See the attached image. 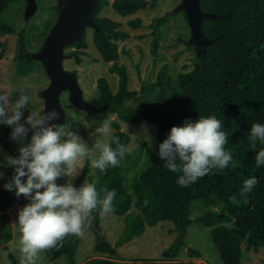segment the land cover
I'll return each mask as SVG.
<instances>
[{
	"label": "trees",
	"instance_id": "trees-1",
	"mask_svg": "<svg viewBox=\"0 0 264 264\" xmlns=\"http://www.w3.org/2000/svg\"><path fill=\"white\" fill-rule=\"evenodd\" d=\"M18 0H0V34L17 35L19 55L17 56V71L26 72L27 43L26 32H18L13 25L8 24L6 12L16 5ZM158 0H101L99 11L95 14L98 29H95L94 43L105 63H112L110 72L119 76L118 89L115 94L110 90L107 79L100 78L98 89L100 97L93 101L94 105H108L107 111L94 115L98 126L106 119L111 120V114H116L124 123H147L155 130V146L146 149L149 162L140 177L130 182L123 172V164L130 157L127 152L118 167H108L101 178L95 182L97 190H116L114 200V215L123 217L124 229L112 245L105 236L98 235L96 250L115 255L117 248L142 237L148 227L159 223L171 222L172 232L177 233L176 241L166 250L170 261H134L131 264H193L187 261H173L185 244L188 228L194 223L211 228L212 241L219 252L223 264H243V249L259 252L264 248V165L256 166L255 156L264 149V143L257 141L256 148L250 147L248 132L253 123L264 124V0H201L203 12L212 14L215 18L203 21V33L209 42L201 60L188 73L180 74L177 87L170 86L166 68H162L157 81L151 85L142 86L141 91L129 90V75L127 68L118 64V47L116 40L121 33L117 24L109 18H98L104 7L112 5L122 16L135 14L140 10L154 8ZM163 19H158L160 25ZM141 20L131 22L133 27H141ZM157 31V30H155ZM154 31L152 51L158 50V36ZM47 37L48 34H45ZM70 47L86 48V39L81 45L70 44ZM6 53V42L0 40V61ZM81 63V58L76 59ZM169 86L172 88L170 99H145V108L127 107L126 102L137 100L155 89ZM0 93L1 90H0ZM215 115L223 123V129L228 134L229 143L225 145L236 162V167L229 165L224 170H214L188 187H181L177 179L182 174L173 173L159 158V144L167 138L173 126H182L185 120L196 121L201 116ZM119 130L120 124L112 121ZM12 128L0 125V145L13 156H18V145L11 139ZM114 137H117L115 133ZM130 141L128 134H122L121 143L127 146ZM115 148L116 145L113 143ZM90 170V160L84 165L82 176L76 185H80ZM11 170L7 178L0 182V211L2 225L0 229V248L7 251L11 264H19L15 255L8 248L13 240V227L8 211L11 208V191L4 184L11 180ZM255 177L258 183L250 192L240 195L244 182ZM103 195V194H102ZM234 198V200H233ZM213 204L219 201L225 205L224 214L215 209H207L199 217L193 219L190 215L191 206L195 202ZM100 211L92 213L99 217ZM221 219L228 225H216ZM97 229H101L99 223ZM79 238L68 236L63 246L58 250L44 251L47 259L55 263L61 258H67L69 264L75 262ZM193 257L200 256L195 249L188 250ZM85 264H121L105 259H92Z\"/></svg>",
	"mask_w": 264,
	"mask_h": 264
},
{
	"label": "rangeland",
	"instance_id": "rangeland-1",
	"mask_svg": "<svg viewBox=\"0 0 264 264\" xmlns=\"http://www.w3.org/2000/svg\"><path fill=\"white\" fill-rule=\"evenodd\" d=\"M111 4L115 0H109ZM150 1V0H149ZM35 12L28 15V0H18L15 6L10 8L5 16L8 24L13 25L18 32H26L27 43V70L20 74L17 71V56L19 55L17 35H1L0 40L6 42V53L0 61V90L1 92L9 91L13 94L12 99L18 98L22 90H28L31 93V105L36 110H45V103L42 93L50 84V78L45 67L40 60V54L43 52L46 37L50 34L52 28L59 20L61 13L67 7L66 0H36ZM183 0H158L156 7L140 10L129 16H122L115 11L112 5L104 7L98 14V18H109L116 22L117 30L121 33L116 40L119 57L118 64L127 68L129 75V90L141 91L142 86L151 85L157 81L158 75L162 68H166L169 75L168 82L170 86L177 87L180 74L192 71L195 65L203 57L205 47L209 42L197 40L188 15L182 7ZM141 20V27L131 26V22ZM158 19H163L160 25ZM157 30V31H155ZM158 36V50L154 54L152 51L155 33ZM94 27L86 29V48L70 47L65 49L66 59L64 68L70 72L76 73L79 86L82 90L83 107L74 105L70 101V91L64 90L60 97V118L53 120L52 123L64 125L68 130L79 134L93 148L94 155L98 157L99 152L94 148L96 141L104 140L111 142V137L105 139L95 133L98 127L94 115L98 112H104L109 109L108 105L97 106L93 101L100 97L98 81L105 78L109 82L110 90L113 94L117 92L119 76L117 73L110 72L112 63H105L98 53L94 43ZM81 58V63L76 59ZM141 92L137 100L126 102L127 107L139 109L145 108L146 97L157 99L159 96L164 100L170 99L172 88L165 86L163 88L155 87L149 95H143ZM28 110L24 111V117L28 115ZM111 121H117L120 124L122 134H128L130 141L127 144L129 159L123 164V172L130 182L140 177L141 173L147 166L149 159L146 155L148 147L155 146V130L153 126L147 123H124L119 120L116 114H111ZM112 137L117 133V129L111 124ZM31 131L25 143L31 139ZM18 147L21 145L16 141ZM13 156L0 145V182L7 178V174L14 170L5 165V158ZM87 158L80 161L79 167L82 169L80 174L72 179L73 186L79 188L85 183L95 184L104 172L98 168L92 167L90 160V170L86 178L80 185H76L78 179L82 176L84 165ZM14 171L10 177L12 178ZM26 179V178H23ZM69 178L61 177L57 184L63 185ZM11 208L8 211L9 218L13 227V240L7 244L8 248L21 264L22 254L19 251V241L21 238L20 228L18 225L19 211L30 201L24 196L17 198L15 190L10 193ZM207 209H215L219 214L226 211L225 205L219 201L213 204H202L195 202L191 206L190 215L193 219L199 217ZM2 214L0 211V229L2 225ZM97 223L101 229L90 226L85 229V234L79 238L78 248L75 254L77 264H85L92 259L113 260L120 263L131 264L134 261H170L166 255V250L176 241L177 233L172 232L174 225L171 222L159 223L154 227H148L142 237H136L132 241L117 248L115 255L102 253L96 250V239L98 235L105 236L106 239L115 245L124 229L123 217L114 215H101L96 217ZM228 225L221 219H217L216 225ZM211 228L199 223H194L188 228L185 244L180 254L173 259L175 262L187 261L193 264H223L221 256L217 251L210 233ZM195 249L200 252V256L193 257L189 255L188 250ZM243 249V264H264V248L259 252L248 251L246 245ZM0 264H11L7 256V251L0 248ZM37 264H69L67 258H61L55 263H51L44 252L40 254Z\"/></svg>",
	"mask_w": 264,
	"mask_h": 264
},
{
	"label": "clouds",
	"instance_id": "clouds-1",
	"mask_svg": "<svg viewBox=\"0 0 264 264\" xmlns=\"http://www.w3.org/2000/svg\"><path fill=\"white\" fill-rule=\"evenodd\" d=\"M12 97L9 91L0 93V125L11 127V139L21 146L18 156L5 158V165L13 168L14 174L4 188L15 190L17 198L24 196L30 201L18 213L19 251L21 264H37L42 252L58 250L66 237L82 238L92 224L95 210L105 216L115 211V189L98 191L88 183L79 188L73 186L72 179L82 170L80 161L90 159L92 167L104 172L108 167H118L128 148L118 137H112V121L106 119L94 134L111 137V142L98 139L94 148L99 155L93 158V148L79 134L52 123L60 118L55 108L36 110L28 90H22L18 98ZM25 110L29 113L26 118ZM223 127L220 119L210 115L194 122L185 120L182 126L170 129L159 144L158 155L168 170L182 173L177 179L179 186L188 187L214 170L236 167L231 152L225 148L229 140ZM30 131L31 139L25 143ZM248 140L253 150L257 141L264 143V124L253 123ZM255 163L257 167L264 165V149L256 154ZM61 177L69 179L59 185L57 180ZM257 183L255 177L246 180L240 195L250 192Z\"/></svg>",
	"mask_w": 264,
	"mask_h": 264
},
{
	"label": "water",
	"instance_id": "water-1",
	"mask_svg": "<svg viewBox=\"0 0 264 264\" xmlns=\"http://www.w3.org/2000/svg\"><path fill=\"white\" fill-rule=\"evenodd\" d=\"M28 1V15L31 16L36 9V0ZM66 1H68V5L46 38L43 52L39 57L50 78L48 88L42 93L45 111L55 108L59 113L60 96L64 90L70 91V101L74 105L83 107L82 90L79 86L77 74L64 68L65 47L73 43L81 45L85 39L87 27L98 29L95 14L99 11L101 5V0ZM200 1L183 0L182 7L188 15L189 23L197 40L208 42L203 33V21L215 17L202 11ZM117 137L121 142L122 131L120 129L117 130ZM96 225L97 219L94 218L91 226L96 227Z\"/></svg>",
	"mask_w": 264,
	"mask_h": 264
},
{
	"label": "crops",
	"instance_id": "crops-1",
	"mask_svg": "<svg viewBox=\"0 0 264 264\" xmlns=\"http://www.w3.org/2000/svg\"><path fill=\"white\" fill-rule=\"evenodd\" d=\"M63 92H64V91H63ZM63 92H62V93H63ZM62 93H61V95H62ZM60 97H61V96H60Z\"/></svg>",
	"mask_w": 264,
	"mask_h": 264
}]
</instances>
